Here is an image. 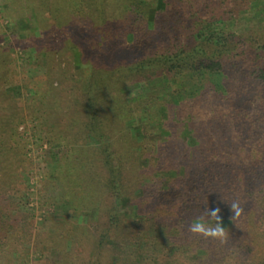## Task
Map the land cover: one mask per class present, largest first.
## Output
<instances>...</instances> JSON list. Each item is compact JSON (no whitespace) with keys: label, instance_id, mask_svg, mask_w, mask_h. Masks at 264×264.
<instances>
[{"label":"trees","instance_id":"16d2710c","mask_svg":"<svg viewBox=\"0 0 264 264\" xmlns=\"http://www.w3.org/2000/svg\"><path fill=\"white\" fill-rule=\"evenodd\" d=\"M260 2L0 0L13 35L15 20L34 23L16 45L45 67L23 110L0 83L5 189L25 166L15 127L30 117L53 189L107 223L97 237L78 231L81 253L51 264H112L110 251L117 264H176L173 244L199 264H264V25L234 28L242 14L262 21ZM234 199L244 214L233 221ZM205 207L221 209L227 242L180 247L171 237L183 241Z\"/></svg>","mask_w":264,"mask_h":264},{"label":"rangeland","instance_id":"374dc122","mask_svg":"<svg viewBox=\"0 0 264 264\" xmlns=\"http://www.w3.org/2000/svg\"><path fill=\"white\" fill-rule=\"evenodd\" d=\"M260 4V8L264 9V0H261ZM3 9L4 6L0 8V53L4 55L6 62L0 63V79H4L0 83L6 82L2 89L9 93L16 105L23 110L26 99L32 94L29 78L43 76L45 67L37 63L38 60L34 59L29 50L19 49L16 45V39L26 38L30 29L34 28V23L15 20L12 25L18 34L13 35V29H5V25L10 23L2 17ZM254 14L250 12L240 15L234 28L242 31L257 22L258 25H264V12L259 16L262 21H257L258 17L256 19ZM8 71H16L15 79L11 76L6 78ZM15 130V142L20 144L26 162L20 169L12 190L9 188L6 191L4 184L9 179L5 171L0 173V210L4 212L7 209L6 217L0 223V264H51L53 261H59L66 253H81L74 249L78 231L85 232L88 238L97 237L107 223L96 207L80 209L68 199L60 198L53 189L51 183L55 182V177L52 170L45 171L41 168L44 167L47 145L41 139L43 132L36 130V122L30 117H24ZM111 201L109 194L103 200L107 205ZM120 210L131 213L130 206L126 203L120 205ZM227 224L226 221L222 222L224 227ZM183 236V241L180 236L176 238L173 235L171 238L179 240L180 247L183 244L190 246L191 241L196 240L188 231ZM164 238L166 237L161 239L163 242ZM82 247L83 256L87 258L91 254L90 246L86 243ZM175 247L174 244L170 245L166 252L169 258L174 254L180 257L181 261L176 264H199L198 256L188 257L182 249ZM113 252L105 253V260L117 264L111 254ZM205 254L204 250L198 252L200 259L206 258Z\"/></svg>","mask_w":264,"mask_h":264},{"label":"clouds","instance_id":"9594fccd","mask_svg":"<svg viewBox=\"0 0 264 264\" xmlns=\"http://www.w3.org/2000/svg\"><path fill=\"white\" fill-rule=\"evenodd\" d=\"M227 203L230 206V211L233 213V221L244 214V207L242 206L239 199H234ZM220 212L221 209L219 207H205L197 218L188 223V233L204 240H213L221 244L226 243L229 238V231L222 225V217L220 216Z\"/></svg>","mask_w":264,"mask_h":264}]
</instances>
